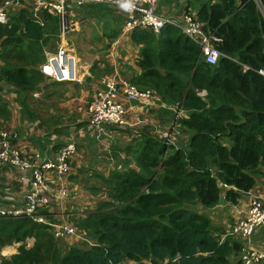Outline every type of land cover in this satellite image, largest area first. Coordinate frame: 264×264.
<instances>
[{
    "label": "trees",
    "instance_id": "16d2710c",
    "mask_svg": "<svg viewBox=\"0 0 264 264\" xmlns=\"http://www.w3.org/2000/svg\"><path fill=\"white\" fill-rule=\"evenodd\" d=\"M197 2L203 30L221 40L215 65L205 63L199 47L174 27L129 36L141 47L140 73L129 81L155 92L171 110L161 112L181 127L185 145H167L144 127L137 140L115 149V160L124 153L119 168L93 177L105 197L76 220L93 246L66 248L45 225L0 217V252L20 244L14 255L0 254V264H231L230 257L238 256L241 246L220 240L202 211L216 207L221 197L236 204L264 178V0L261 9L255 0ZM44 20L55 21L48 32L26 10L0 25V81L24 112L32 94L45 86L38 66L47 42L59 34L56 18L46 14ZM99 63L104 67L96 73ZM110 72L105 62L90 68L97 78ZM10 116L0 92V129L8 130ZM89 190L96 195L101 188Z\"/></svg>",
    "mask_w": 264,
    "mask_h": 264
},
{
    "label": "built area",
    "instance_id": "2783aa9c",
    "mask_svg": "<svg viewBox=\"0 0 264 264\" xmlns=\"http://www.w3.org/2000/svg\"><path fill=\"white\" fill-rule=\"evenodd\" d=\"M160 0H0V25L7 22L8 13L23 4L36 11L47 13L57 18L59 37L64 39L73 29L68 19L70 8H81L89 5L107 7L123 19L121 37L127 38L134 30H146L158 34L164 27L171 26L199 47L205 63L215 65L221 56L215 45L221 40L212 32L204 31L196 15L184 11L180 17L163 14L158 11ZM261 9L259 1H255ZM63 58H66L63 62ZM57 65V69L55 65ZM73 58L67 51L59 48L55 54L46 53L45 61L40 67L42 74L55 81L73 80L70 66ZM260 74L263 73L260 71ZM99 88L91 96L86 109L90 126L100 134L111 133L109 127L119 129L135 128V136L145 125V119L129 115L133 107L128 104L152 105L160 101L150 89H139L115 70L109 76L98 79ZM181 112L177 113V116ZM131 117V118H130ZM173 127V126H172ZM172 127L156 130L167 145L172 144L174 136ZM17 134L12 130L0 129V217L26 218L32 222L49 227L54 239L66 236L78 237L93 246L85 233L76 226H65L52 221V212L44 208L50 202H66L73 192L67 183L72 159L76 153L74 142L56 147L53 157L47 159L40 153L29 152L16 145ZM5 179V181H3ZM20 185L17 191H7L11 183ZM23 197L24 204L17 205L14 198ZM64 204V203H62ZM61 205V204H60ZM93 209H84L83 215ZM82 218V217H81ZM264 224V199L253 196L248 204L246 215L230 229L229 236L241 240L250 239ZM239 264H262L264 255L260 252L244 249L238 257Z\"/></svg>",
    "mask_w": 264,
    "mask_h": 264
},
{
    "label": "crops",
    "instance_id": "0c3cea01",
    "mask_svg": "<svg viewBox=\"0 0 264 264\" xmlns=\"http://www.w3.org/2000/svg\"><path fill=\"white\" fill-rule=\"evenodd\" d=\"M89 6L76 9L70 8L68 19L73 23V29L69 33L73 31L72 33H78V35L82 33V36L85 34L87 37L96 35L97 38L95 39H97L98 43L100 42L102 46L104 45V48L106 45H109L107 51L111 52V55L108 56L106 61L111 67V72L117 70L122 77H128V79L137 76L140 73V69L136 63L137 60L140 59L141 47L133 45L128 37H121L123 21L120 24L117 22L114 23L111 25L108 32H106V29H108L107 26H110L108 25L110 24L108 23V19H106L108 16L95 12L89 15ZM197 7V0H160L158 11L178 18L184 11L196 15ZM15 9L17 10H12L13 12L10 11L8 13L7 22L5 24L9 23L10 19L15 17L19 11L26 10L34 21L40 23L45 32L49 31V21L44 20V15L47 13L36 11L24 4ZM109 10L119 16L112 9ZM47 15L56 18L52 15ZM121 18L119 19L120 21L122 20ZM89 19H97L96 21L100 23L101 26H98L95 31L92 30L94 28L90 29L87 25ZM52 36L53 35H49V37ZM49 37L47 34L44 35V38ZM53 37L47 42L46 47L43 49L44 61L46 53L55 54L57 49H65L68 56L73 58V65L71 67L73 80L55 81L41 73L44 78H46L44 82L45 86L40 92L32 94V104L25 112L20 108L15 93H12L3 81H0V92L9 101L11 116L7 122V127L17 134V146L29 152L40 153L49 159L53 157L54 150L57 149L56 147L63 146L70 142L75 143L76 153L72 159L70 172L67 176V183L73 192V196L66 202H50L44 210L45 212H52L55 216L52 221L56 224L61 223L65 226L73 225L76 226L78 230L76 220L84 217V209H94L96 206V203L91 200L92 197L90 195L92 193L89 190L92 187L90 182L95 175V173L92 174L94 170L93 164H96L97 169L102 172L100 174L104 175V177L108 176L110 170L119 168L117 163L111 166V161H113L111 158H109V162L100 159L98 156V152L100 151L99 148H107V153H109L111 147L112 149L114 146L122 148L126 144V141L122 140V137H117L119 134L112 132L100 134L90 126L85 107L90 102L93 92L99 88L98 79L100 77L97 78L90 74L91 64L89 62L81 63L80 55L78 56L74 50L71 49L70 45H72V42L67 40V35L64 39L60 38L59 34ZM111 37L113 38L111 39ZM122 50L126 51L127 54L125 56L119 53V51ZM44 61L38 66L39 70ZM99 66L100 65H97L95 68L96 73L99 70ZM87 79L88 82H85ZM52 99H54L53 101L56 105L53 107L50 105L49 107L51 108L47 109L46 103L48 100V102H51ZM154 103L155 105L146 106L128 104L127 107H133L129 115L133 114L138 116L145 119L146 122L147 120L154 122L155 118L157 120V126H155L154 129L158 130L160 122L165 118L163 116L166 115L161 112V110H171L164 108L160 101ZM44 113H48L49 122H46L42 117ZM65 114L69 116L66 117ZM170 121L171 124L168 125V127L173 126L171 130L174 141L178 140V138L185 139L184 132L180 130L181 127L175 125L172 120ZM130 142H134L133 138ZM111 153H113V150L110 151V154ZM120 156L122 157L123 153H120ZM99 163L106 164L107 169L105 171L101 170ZM88 171H91V174H87ZM94 171H96V168ZM3 181H5V179H3ZM19 187V184L13 182L5 187V189H7V191H17ZM86 190H89L91 194H85V192H88ZM253 196L264 199L263 177L256 179L255 187L251 191L248 193H241L236 204H230L224 199L223 205L218 204L210 210H203V213L209 217L213 228L219 230L220 240L229 239L232 242L238 243L242 250H253L264 255V224L250 237V239H248V241L228 235L231 227L246 215L249 200ZM14 201L20 206L24 204L22 196L14 198ZM62 240L67 241L64 243L67 247L74 246L75 243H77L75 245L80 246L84 242L77 236H66L62 238ZM88 241L91 244L94 243L89 238ZM238 257L239 254L238 256H231V264H237ZM127 264L134 263L127 262ZM262 264H264V262Z\"/></svg>",
    "mask_w": 264,
    "mask_h": 264
},
{
    "label": "rangeland",
    "instance_id": "374dc122",
    "mask_svg": "<svg viewBox=\"0 0 264 264\" xmlns=\"http://www.w3.org/2000/svg\"><path fill=\"white\" fill-rule=\"evenodd\" d=\"M256 1V0H255ZM259 1V0H257ZM88 9L90 10H94L95 13H100L101 15H104V16H108L106 19H108V23H110L109 25L110 26H107L108 29H106V32H108L109 28L111 27V25H113L114 23H118L120 24L123 20H119L121 17L120 16H117L116 14H114L113 12H111L109 9L105 8V9H101L100 7H98L97 5L96 6H89ZM17 9H13V11H16ZM12 11V12H13ZM120 17V18H119ZM122 19V18H121ZM97 19H89L88 21V26L91 28H94L92 30L95 31L96 28H98V26H101L100 23H98L96 21ZM55 25V21L52 20L50 22V26H54ZM81 30V29H80ZM73 32V31H72ZM69 33L67 34V40L71 41L72 42V45H70L71 49L74 50V52L79 56L80 55V58H81V63L82 62H86V63H90L91 66H93L95 63L97 62H105V64H107L109 66V64L107 63V59H108V56L111 55V52H108L107 49L109 47V45H106L105 48L101 45V43L97 41V36L96 35H91L90 37H87L85 36V34H83L82 36V33H79L80 35H78V33ZM77 32V31H76ZM80 32V31H79ZM129 38V37H128ZM94 39V40H93ZM110 41V40H109ZM71 44V43H70ZM133 46V45H132ZM58 50V49H57ZM57 50L55 52H57ZM119 53L122 55V56H125L127 53L126 51L122 50V51H119ZM100 65V63H99ZM104 65H100L99 66V70L97 73L100 72L101 69H103ZM110 67V66H109ZM114 71L111 72V74L113 73ZM111 74H108V75H102V76H99V77H103V76H109ZM127 80L128 77H125ZM54 99H52L51 102H48L46 103V107L47 109H50L51 107H49L50 105L53 107L54 105H56V103H54L53 101ZM87 106L88 104L86 105L85 107V111L87 109ZM62 113V112H61ZM48 113H44L42 115V117L44 118V120L46 122H49V119H48ZM66 117H68L69 115L68 114H65ZM86 117V116H85ZM165 118L162 119V121L160 122V127L161 129H164V128H167L168 125H170L171 121L169 119V115H165L163 116ZM156 119L154 118V122L152 121H149L147 120V122L145 121V125H143L142 128L144 127H149L152 131H154V134L157 135V132L156 130L154 129L155 126H157V123H156ZM142 128L139 129V131L142 130ZM109 129H111V132L112 133H116V134H119V136L117 137H122V140H125L126 141V144L124 142V146L126 145H129L131 144V140L132 138L137 140L136 138H139V136H135V131L136 129L135 128H131V129H119V128H114V127H109ZM159 136V135H158ZM186 137V135H184ZM187 139V137H186ZM186 139H182V138H178V140H175V141H172V144H170L171 146L173 145L174 147L175 146H183L185 145L184 142L186 141ZM117 148V146H114V148L112 149V147L110 148L109 150V153H107V148H103V147H100V151L98 152V156L100 159L104 160V161H107L109 162V158H111L113 161H111V166H114L115 163H117V165L119 164V162H121L124 158V153L123 152H119L117 154V159L115 160L114 159V153H115V149ZM113 150V153L110 154V151ZM120 153H123V156L121 157L120 156ZM103 165V166H102ZM106 164H102V163H99V166H101V170H106L107 169V165L105 166ZM93 167H94V170L96 168V171H92V174L96 173V174H100L102 173L100 170L97 169V166L96 164H93ZM87 174H91V171H88ZM102 175V174H100ZM87 176V175H86ZM104 177V175H102ZM88 178V177H86ZM90 184L93 186V185H96L97 187H99L100 185V188H101V191L94 195V194H91L89 192V190H86L88 192H85V194L87 195H90L92 197V201H94L96 204L101 201L105 196H104V193L105 191H102L103 190V186H101V183H99L98 179L97 178H92V181L90 182ZM250 201V200H249ZM249 204V203H248ZM204 211H202L203 213ZM61 243H65L67 241H64L62 239L59 240ZM32 240L29 239L26 241V244H27V248L30 247L32 245ZM77 244V243H75ZM74 244V245H75ZM20 244H12L10 246H5L1 249V256H4V257H10L14 254L17 253V248ZM65 246V245H64ZM66 248H68L67 246H65Z\"/></svg>",
    "mask_w": 264,
    "mask_h": 264
},
{
    "label": "water",
    "instance_id": "95a60500",
    "mask_svg": "<svg viewBox=\"0 0 264 264\" xmlns=\"http://www.w3.org/2000/svg\"><path fill=\"white\" fill-rule=\"evenodd\" d=\"M65 60H66V58H63V62H65ZM54 65H55V67H56V69H57V65H56V64H54ZM70 71H71V66H70ZM85 82H88V79L85 80ZM223 203H224V198L221 197L219 204H220V205H223Z\"/></svg>",
    "mask_w": 264,
    "mask_h": 264
}]
</instances>
